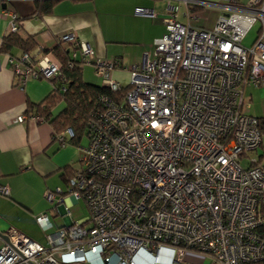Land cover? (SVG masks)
I'll list each match as a JSON object with an SVG mask.
<instances>
[{
    "label": "built area",
    "instance_id": "2783aa9c",
    "mask_svg": "<svg viewBox=\"0 0 264 264\" xmlns=\"http://www.w3.org/2000/svg\"><path fill=\"white\" fill-rule=\"evenodd\" d=\"M178 1L188 19H197L193 8L215 7L214 26L181 24L178 7L170 6L165 34L129 69L126 87L110 77L116 60L96 58L74 34L60 37L71 52L69 69L90 65L102 86L127 90L120 102L98 98L78 169L65 191L45 193L54 209L66 197L82 200L88 216L55 228L48 214L37 215L44 245L10 229L0 264H138L140 254L160 264L165 252L168 264H187L189 253L210 264L264 260V117L249 114L244 95L247 87L264 86V0ZM134 13L153 17L143 8ZM255 25L252 44L242 46ZM8 62L21 89L30 80L65 81L51 52ZM25 119L45 121L31 111L17 120ZM72 136L67 129L60 144ZM8 192L0 187L1 195ZM64 212L71 218L66 205Z\"/></svg>",
    "mask_w": 264,
    "mask_h": 264
},
{
    "label": "crops",
    "instance_id": "0c3cea01",
    "mask_svg": "<svg viewBox=\"0 0 264 264\" xmlns=\"http://www.w3.org/2000/svg\"><path fill=\"white\" fill-rule=\"evenodd\" d=\"M195 1L215 3V0ZM251 2L252 0H240L242 6ZM170 6L178 7L179 23L192 27L191 21L194 19L186 18V7L178 0H57L51 13L42 16L37 14L34 0H0V45L12 33V16L18 21L17 24L15 20L18 25L17 35L24 41L28 38L34 41V48L29 52L31 55L56 46L68 51L69 46L62 43L60 37L74 34L79 41L91 47L96 58L117 61L118 67L111 72L110 77L126 87L129 69L139 65L145 53L152 55L154 40L165 34L163 19ZM136 8L150 11L153 17L136 15ZM192 12L197 21L208 19V14H213L210 27H193L212 29L218 15L215 7L193 8ZM20 54L21 51L16 48L10 53L0 52V187H8L9 191L8 195L0 194V247L4 243L2 236H6L10 229L29 239L41 234L45 241L43 233L35 223V217L39 214H48L55 228L68 227L72 222L79 221L72 216H65V204L54 209L46 201L45 193L56 188L66 190L67 179L79 167L81 140L78 145L72 144L68 139L65 144H60L58 138L63 132L56 134L48 122L17 120L27 115L29 105H44L54 91L51 82L45 80H30L22 89L16 85L8 56L16 57ZM85 66L92 69L93 75L96 74L90 65ZM85 66L82 67L83 81L102 86V79L97 74V78H100L99 84L85 78ZM123 83L126 84L123 86ZM244 95L250 104L249 114L264 117V86L247 87ZM257 97L259 100L254 102ZM63 106V102H58L51 110L52 117ZM67 200L74 203L70 197L64 198L65 203ZM51 208L58 211L62 223L55 221ZM136 261L138 264L151 262L143 254L137 256ZM159 261L160 264H168V252ZM184 262L210 264L207 257L193 253L186 254Z\"/></svg>",
    "mask_w": 264,
    "mask_h": 264
},
{
    "label": "trees",
    "instance_id": "16d2710c",
    "mask_svg": "<svg viewBox=\"0 0 264 264\" xmlns=\"http://www.w3.org/2000/svg\"><path fill=\"white\" fill-rule=\"evenodd\" d=\"M57 0H34L37 14L39 16L50 14ZM17 21V20H16ZM18 24V21L16 22ZM18 31V30H17ZM17 31L12 32L5 37L0 45L1 53H10L13 49H19L21 53L29 52L34 48V41L28 38L25 41L18 35ZM51 52L56 59L62 64V73L65 76V81L54 79L51 81L54 86L52 96L47 99L44 105L30 106L28 112H34L46 122H48L54 132L59 134L69 129L72 133V138L68 139L72 144L78 145L83 136L88 135L87 122L91 112L93 111L96 101L102 95H107L115 102H120L127 88H123L118 93L111 92L105 86H95L87 84L82 79V67L68 68L71 59V52L67 49H62L59 46L51 50H43ZM10 56V55H9ZM15 57V56H12ZM64 89V92L61 90ZM63 102V108L52 117L51 110L58 103ZM259 131L264 137V122H259ZM264 150V145L262 147ZM71 176H69L70 178ZM256 264H264V260Z\"/></svg>",
    "mask_w": 264,
    "mask_h": 264
},
{
    "label": "rangeland",
    "instance_id": "374dc122",
    "mask_svg": "<svg viewBox=\"0 0 264 264\" xmlns=\"http://www.w3.org/2000/svg\"><path fill=\"white\" fill-rule=\"evenodd\" d=\"M208 15H209L208 19L202 18V19H200L198 21L195 20V19H194L195 21L192 20L191 21L192 27H203V28L204 27H210L212 22H213L214 15L211 14V13L208 14ZM181 21L184 22L183 20H181ZM257 29H258V27H257V25H255L249 31V33L247 34L246 38L244 39V41L242 43V46L248 47V46H250L252 44L253 40L256 37ZM137 62H139V60ZM83 75L90 82H96L97 84L100 83V78H97L98 76H96V74L93 75L92 74V69L88 68L87 66H85V68L83 69ZM125 84L126 83H123V86ZM256 100H259V97L255 98L254 102H256ZM86 145H87V138H86V136H83L82 139H81L80 147L84 148V147H86ZM249 156L257 158V155H254V154L253 155H249ZM65 205L69 209V212H70V214H71V216L73 217L74 220H80V219L88 216V211H87L86 205H85V203L82 200H79L77 203H72L71 201L67 200ZM47 206L44 205V207H47ZM51 211H52L51 214H53L54 217H55L54 218L55 221L57 223H62V218H61L60 214L58 213V211H54V210H52V208H51ZM30 238L32 239V241L35 240L37 243H41V244H45L46 243L45 241H43V236L41 234L36 235V236H32Z\"/></svg>",
    "mask_w": 264,
    "mask_h": 264
},
{
    "label": "water",
    "instance_id": "95a60500",
    "mask_svg": "<svg viewBox=\"0 0 264 264\" xmlns=\"http://www.w3.org/2000/svg\"><path fill=\"white\" fill-rule=\"evenodd\" d=\"M2 238H3V241H4V242H7V241H8L7 236H2Z\"/></svg>",
    "mask_w": 264,
    "mask_h": 264
}]
</instances>
